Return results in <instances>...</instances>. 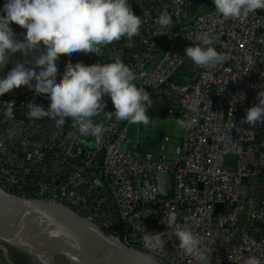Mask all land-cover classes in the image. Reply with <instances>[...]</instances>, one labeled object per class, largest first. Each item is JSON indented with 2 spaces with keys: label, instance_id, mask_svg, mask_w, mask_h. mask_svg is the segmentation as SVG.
Listing matches in <instances>:
<instances>
[{
  "label": "built area",
  "instance_id": "1",
  "mask_svg": "<svg viewBox=\"0 0 264 264\" xmlns=\"http://www.w3.org/2000/svg\"><path fill=\"white\" fill-rule=\"evenodd\" d=\"M5 3L0 0V10ZM129 3L143 24L132 39L137 52L124 63L137 74H147L137 79V86L164 100L166 108L181 112L187 125L183 134L176 136L178 127L174 146L167 148L171 137L157 129L153 115L147 125L117 121L111 98L105 96V117H94L107 129L97 146L95 138L81 135L71 119L58 128L47 116L28 118L25 105L35 100L47 109V94L37 96L27 86L13 89L0 96V137L12 130L17 138L0 141V186L19 196L63 204L108 237L163 264H198L184 254L173 235L184 227L200 237L204 249H214L212 264H245L249 256L264 264V124L251 128L242 123L264 85V10L243 20H225L214 0ZM164 7L173 21L170 29L155 22ZM158 31L166 33L156 35ZM14 32L22 40L26 29L17 25ZM202 32L230 57L222 65L198 67L185 55V48ZM115 44L105 46L101 56L61 55L57 79L68 61L112 62ZM11 101L13 116L7 117ZM194 103L196 111L191 110ZM160 130L164 135L157 148L143 150L141 133L154 138ZM228 154L235 156L234 166L223 165ZM167 172L175 175V196L160 200L157 175ZM216 204L222 207L215 209ZM170 212L177 215V223L167 228ZM144 228L167 231L165 248L146 249Z\"/></svg>",
  "mask_w": 264,
  "mask_h": 264
},
{
  "label": "clouds",
  "instance_id": "2",
  "mask_svg": "<svg viewBox=\"0 0 264 264\" xmlns=\"http://www.w3.org/2000/svg\"><path fill=\"white\" fill-rule=\"evenodd\" d=\"M214 5L216 12L225 20H243L250 13L264 10V0H214ZM2 12L5 15H0V69L9 63L11 54L21 52L26 59L15 63L6 76L0 78V96L27 86L37 96L47 94L50 101L47 109L35 100L28 102L25 105L28 118L47 116L55 121L58 128L71 119L81 135L94 137L99 146L107 129L102 119L97 123L94 117H105L104 97L108 96L117 121L150 123L148 110L153 104L151 94L136 83L137 79L147 74L135 73L119 56L109 63L68 61L57 79L56 62L61 55L83 53L101 56L105 46L115 44L122 38H126L130 46L133 37L140 34L143 21L140 15L134 13L129 0H6ZM155 22L161 29L173 27L166 7L160 11ZM12 23L26 29L22 40L17 39L10 26ZM165 33L158 31L156 35ZM215 45V39L208 32H202L196 36L192 46L185 48V55L198 67L222 65L230 57L218 51ZM29 57L32 67H26ZM260 87L256 95L257 103L246 109V116L242 120L251 128L264 124V85ZM14 104V101L7 102V117L13 116ZM191 110L196 111L195 103ZM179 123L187 126L183 120ZM176 223L177 215L170 212L167 228L174 227ZM64 231L62 225H56L49 236L56 238ZM173 235L186 256L194 258L198 264H212L214 249H204L200 237L190 228H178ZM166 236L167 231L148 232L144 228L143 245L150 251L163 249L170 239H166ZM111 260L110 253L105 252V264H111ZM245 264L261 262L257 257L249 256Z\"/></svg>",
  "mask_w": 264,
  "mask_h": 264
},
{
  "label": "water",
  "instance_id": "3",
  "mask_svg": "<svg viewBox=\"0 0 264 264\" xmlns=\"http://www.w3.org/2000/svg\"><path fill=\"white\" fill-rule=\"evenodd\" d=\"M180 118V111H173L163 107L158 116ZM184 132V126L181 125L176 136L180 137ZM164 131L160 130L152 146L162 141ZM83 143L94 146L87 139L80 140ZM257 143L261 142V137H257ZM223 165L234 166L235 156L225 155ZM243 181H245L243 179ZM158 198L160 200H172L175 196V175L172 172L159 173L157 175ZM222 207L216 204L215 209ZM10 219H26L33 224L44 229L53 230L56 225H62L66 232V237L72 240H86L90 244L104 249L110 253L111 264H163L158 260L148 256L141 250L131 247L122 241L108 237L94 222L77 214L67 206L58 203L46 202L43 200L23 197L7 192L0 186V227ZM54 221L55 223H52ZM4 257L9 264H13L7 255V250L0 246ZM89 264H105L103 261H91Z\"/></svg>",
  "mask_w": 264,
  "mask_h": 264
},
{
  "label": "bare ground",
  "instance_id": "4",
  "mask_svg": "<svg viewBox=\"0 0 264 264\" xmlns=\"http://www.w3.org/2000/svg\"><path fill=\"white\" fill-rule=\"evenodd\" d=\"M50 231L26 219H10L1 225L0 239L26 253L33 263L56 264L53 257L58 254L79 264H89V260L103 261L104 249L86 240L67 238L65 231L61 236L52 238Z\"/></svg>",
  "mask_w": 264,
  "mask_h": 264
},
{
  "label": "crops",
  "instance_id": "5",
  "mask_svg": "<svg viewBox=\"0 0 264 264\" xmlns=\"http://www.w3.org/2000/svg\"><path fill=\"white\" fill-rule=\"evenodd\" d=\"M6 1V0H5ZM1 15H5V13H2ZM13 30L16 29L17 25L15 23H12L10 25ZM114 49H115V57L116 56H119L123 62H125L126 60L130 59L132 57V55L134 53L137 52V45H136V42L135 41H131V44L129 46V42L128 41H125V42H120V43H116L114 45ZM25 57L23 56V54L21 52H17V53H14L10 56L9 58V63L6 65V68L4 70V77L6 76L7 72L9 70H11L14 66H15V63L17 62H24L25 61ZM29 60V63L26 64V67H32V63L30 61V57L28 58ZM61 59L59 57V59L57 60V67L60 63ZM36 71L38 72L39 69H36ZM25 86H21L20 88H15V89H22L24 88ZM157 106H152V108H150L148 111V115L149 116H154L156 117L157 116ZM100 116H97L95 117V120L99 119ZM178 119V118H176ZM182 119H180L179 121H181ZM179 121L177 122V127H180L181 124L179 123ZM14 134L15 132H13L12 130H8V134H4L0 137V141L3 142V143H9V142H13L15 141L17 138H16V135L14 137ZM153 138H149V136H145V139L142 141V144L144 143H150L152 145V142H153ZM0 264H9L7 261H5V258L0 254Z\"/></svg>",
  "mask_w": 264,
  "mask_h": 264
},
{
  "label": "rangeland",
  "instance_id": "6",
  "mask_svg": "<svg viewBox=\"0 0 264 264\" xmlns=\"http://www.w3.org/2000/svg\"><path fill=\"white\" fill-rule=\"evenodd\" d=\"M151 99H152V97H151ZM154 118L156 121L155 126H157V129H164L166 131V134L169 135V137H171V141L166 143V147L167 148L173 147L175 143L172 139H173L174 134L176 133V130L178 129L177 122L180 119H182V116L180 118L176 119V118L171 117L169 115L166 116L165 118H160L157 115ZM133 126H135V124H133ZM145 136H149L150 139L153 138L152 133L142 132L141 133V141H143L145 139ZM157 146H158L157 144L154 145V147H156V148H157ZM0 246L4 247L7 250L8 258L13 264H38V263H33L31 257L28 256L26 253L9 246L2 239H0ZM0 254L4 257L1 250H0ZM53 260L56 264H79V263H76V262L70 260L68 257L61 255V254L55 255L53 257ZM5 261H7L6 258H5Z\"/></svg>",
  "mask_w": 264,
  "mask_h": 264
},
{
  "label": "trees",
  "instance_id": "7",
  "mask_svg": "<svg viewBox=\"0 0 264 264\" xmlns=\"http://www.w3.org/2000/svg\"><path fill=\"white\" fill-rule=\"evenodd\" d=\"M3 12H2V9L0 10V15L2 14ZM153 100V104H152V106H157V115L159 114V112H160V110L163 108V107H165V102H164V100H161V99H159V98H152ZM157 134L158 133H156L155 134V137L153 138L154 140H156V138H157ZM153 140V141H154ZM142 149L143 150H153L154 148V146H152L150 143H144L142 146Z\"/></svg>",
  "mask_w": 264,
  "mask_h": 264
}]
</instances>
